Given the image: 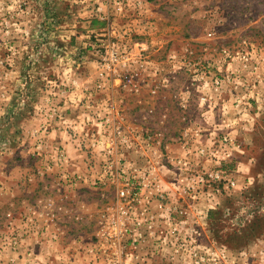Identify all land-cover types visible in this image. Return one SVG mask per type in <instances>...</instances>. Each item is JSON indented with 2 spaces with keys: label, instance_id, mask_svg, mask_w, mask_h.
<instances>
[{
  "label": "rangeland",
  "instance_id": "obj_1",
  "mask_svg": "<svg viewBox=\"0 0 264 264\" xmlns=\"http://www.w3.org/2000/svg\"><path fill=\"white\" fill-rule=\"evenodd\" d=\"M0 264H264V0H0Z\"/></svg>",
  "mask_w": 264,
  "mask_h": 264
},
{
  "label": "built area",
  "instance_id": "obj_2",
  "mask_svg": "<svg viewBox=\"0 0 264 264\" xmlns=\"http://www.w3.org/2000/svg\"><path fill=\"white\" fill-rule=\"evenodd\" d=\"M121 193L123 194V191H121Z\"/></svg>",
  "mask_w": 264,
  "mask_h": 264
},
{
  "label": "trees",
  "instance_id": "obj_3",
  "mask_svg": "<svg viewBox=\"0 0 264 264\" xmlns=\"http://www.w3.org/2000/svg\"><path fill=\"white\" fill-rule=\"evenodd\" d=\"M210 212H212V211H210Z\"/></svg>",
  "mask_w": 264,
  "mask_h": 264
}]
</instances>
